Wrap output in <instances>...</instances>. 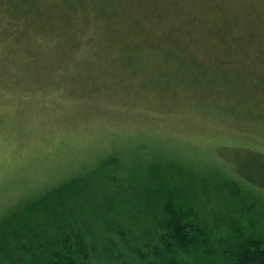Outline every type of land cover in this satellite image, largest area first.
<instances>
[{"label": "rangeland", "instance_id": "374dc122", "mask_svg": "<svg viewBox=\"0 0 264 264\" xmlns=\"http://www.w3.org/2000/svg\"><path fill=\"white\" fill-rule=\"evenodd\" d=\"M12 6L0 5V232L50 204L91 264H141L128 244L151 228L150 185L174 171L210 240L238 216L264 239V189L238 172L258 175L248 152L264 155V0ZM9 242L10 264L31 261Z\"/></svg>", "mask_w": 264, "mask_h": 264}, {"label": "trees", "instance_id": "16d2710c", "mask_svg": "<svg viewBox=\"0 0 264 264\" xmlns=\"http://www.w3.org/2000/svg\"><path fill=\"white\" fill-rule=\"evenodd\" d=\"M24 1L0 0V5L11 12L12 5ZM55 1L63 5L65 12L80 16L85 15L84 12L91 7L97 9L96 5L99 6L106 0ZM248 153L251 154L248 157L252 159L249 164H253L254 173L258 170V175L251 174L248 169L247 173L239 169V176L248 184L264 189V155ZM170 172L172 174L169 178L162 177L156 186L150 185V188H154L150 193L154 194L155 199L153 207L149 208L151 228H147L134 238L135 241L128 244L133 257L138 258L141 264H264L261 227L254 224L251 217L238 216L232 219L229 232L216 243L213 242L207 228L208 221L197 212L193 200L186 195L185 176L177 174L178 177H175L176 173ZM39 210L35 208L29 213L30 218L26 215L15 219L14 223L7 225L6 230L0 232V264H10L13 261L11 255L14 258L17 255L16 247L8 248L9 240L15 245L23 243L31 250L28 253L32 258L30 262L21 255L15 264H91L85 237L70 226L66 229L63 225H56L60 222L57 221L59 219L51 221L49 217L54 209L50 204L46 209ZM56 211L57 215L71 216L69 209L62 212L57 209L54 212ZM40 212L48 217L34 218ZM245 219L249 220L244 222ZM67 222L71 224L74 220ZM112 227L118 230L113 223ZM122 232L120 230L119 234L124 235ZM110 247L112 250L115 248L112 245ZM97 250L96 247V253Z\"/></svg>", "mask_w": 264, "mask_h": 264}]
</instances>
